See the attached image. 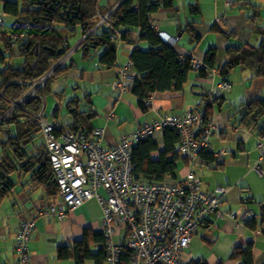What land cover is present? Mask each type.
Masks as SVG:
<instances>
[{"label":"trees","instance_id":"obj_1","mask_svg":"<svg viewBox=\"0 0 264 264\" xmlns=\"http://www.w3.org/2000/svg\"><path fill=\"white\" fill-rule=\"evenodd\" d=\"M0 2V10L5 14V19L12 18L11 24L5 26L3 23L0 37V118L28 89L50 72L45 83L36 89L34 97L23 101L0 121V206L16 194L21 182L23 188L28 186V193L43 188L46 198L55 200L59 196L58 186L54 181L49 152L35 115L40 113L49 122L58 125L57 131L53 132L55 138L69 132L78 137H87L93 130L91 121L96 115L91 109L89 94L84 96L87 104L85 110L78 111L75 107L70 122L65 126L49 120L48 114H45L44 96L49 92V83L62 75L70 67L69 64H72V61L68 65L59 64L70 49V39L76 37L83 39L79 46L77 45L76 51L80 52L83 59L96 57L97 70L101 71L112 70L117 66L118 44L135 45L127 65L135 76L128 88L136 97L137 106L142 112L150 107L152 95L183 90L188 73L193 70L191 58L185 55L194 54L177 46L178 41L173 45L165 44L158 35L161 31L154 25L156 13L171 9L173 0H0ZM250 9L248 20L253 24L252 29L261 36L260 43L255 47L246 43L227 45L224 51L225 61L220 64L217 62L216 49L211 47L200 60L203 68L194 70L199 79L209 81L211 70L217 68L220 77L229 82L227 77L237 66L250 70L253 79L264 78V25L255 24L262 18L261 7L253 6ZM189 13L198 14V6L190 5ZM99 16H103L106 21L96 26L100 20ZM194 24L196 23L188 22L183 29L192 43L201 38L194 29ZM211 29L226 38L230 36L216 23ZM19 35L22 36L20 39ZM14 58L21 61L13 65L11 62ZM121 70L118 75H121ZM223 93L225 92L208 91L198 106L191 110L193 113L202 112L203 124L210 121L214 124L211 117L215 110L224 105ZM55 97L58 102V96ZM69 103L71 102H68L67 106L71 109ZM56 118L58 116H52V119ZM229 127L230 130L240 127L260 139L264 138V99L240 103L230 118ZM160 133L161 143L155 141L154 135L139 140L131 147L133 177L135 180L179 183L186 176L178 178L180 164L189 167L188 159L179 152L180 133L172 128H165ZM213 156L212 149L197 154L199 160L207 163L215 160L216 157ZM259 163L263 165L262 162ZM196 177L201 181L197 175ZM201 188L203 190V187ZM223 201L222 198L221 206ZM247 201L252 202L253 199L247 197L245 202ZM259 206L258 218L242 220L249 230L264 231V204L260 202ZM215 220L208 219L203 226L210 225ZM25 221L21 222L14 232L13 250L16 259L18 257L15 249L16 235ZM33 231L34 229L29 235L28 250ZM125 242L124 235L121 243L114 241L120 247H123ZM104 243L102 231L84 228L80 240L58 245L56 256L58 259H70L73 264L87 262L103 264L106 258ZM252 251L253 244L249 243L245 248H236L229 259L239 264H253ZM187 264L206 263L196 259L190 260Z\"/></svg>","mask_w":264,"mask_h":264},{"label":"crops","instance_id":"obj_2","mask_svg":"<svg viewBox=\"0 0 264 264\" xmlns=\"http://www.w3.org/2000/svg\"><path fill=\"white\" fill-rule=\"evenodd\" d=\"M190 5H197L199 13H189ZM253 6L261 7L262 18L255 24L264 25L262 0H173L171 9L156 13L154 25L161 32L179 37L177 46L192 52L199 60L214 47L217 62L220 64L225 61L224 51L227 45L246 43L255 47L260 43L261 36L252 29L253 24L248 20L250 8ZM188 22L196 23L193 27L201 36L196 43L190 42L187 33L183 31ZM215 23L230 36L226 38L213 31L211 26ZM82 40L80 37L70 39L69 47L74 46L77 49ZM134 48V44H118L117 66L112 70H97L96 57L82 58L84 61L82 60L81 64H87V69L81 68L79 62H71L70 67L58 77L60 80L69 78L71 81L57 84L55 88L52 87V82L49 83V92L44 96L47 118L57 121L61 126L67 125L75 107L78 111L85 110L87 104L84 96L89 94L91 109L96 114L91 125L93 129L105 131L100 145L110 147L121 136L144 123L158 121L165 115H183L195 109L208 91L219 93L216 82L221 77L217 68L212 82L199 79L194 70H191L181 92L152 95L150 107L142 112L137 106L136 97L129 92L128 87L132 81L125 82L123 91L115 86L121 78L119 71L128 65L130 53ZM129 73L131 78H134L132 69ZM227 79L231 86L229 91L223 93L225 103L215 110L211 117L216 128L209 141L215 160L207 163L193 156L192 164H188L189 167L180 164L178 172V178L182 179L188 170L194 171L201 179L205 191L226 187L227 192L221 206L225 216L198 230L192 237L183 259L187 263L201 259L206 264H239L229 259L233 251L252 243L253 264H264V231L249 230L242 223L245 218H258L259 203L264 204V166L261 165L263 171L260 174L254 169L257 164L260 165V147L264 145V138L260 139L240 127L229 129L230 118L240 103L264 99V78L253 79L250 70L237 66L231 70ZM68 85L72 87L69 92L66 91ZM68 102H71V109L67 106ZM52 116L58 118L52 119ZM154 139L161 143V133H156ZM220 151L224 152L221 156L218 154ZM22 185L21 182L16 194L0 206V264L16 263L13 250L14 232L21 222L31 219L34 231L29 243L30 264H73L70 259L57 258V246L80 240L84 228L101 231V206L95 199H91L67 211L61 219L58 216L59 207L62 205L59 196L55 200H49L46 198L45 189L40 188L28 193V186L23 188ZM247 197L253 201L245 202ZM52 206L56 208L54 215L48 213Z\"/></svg>","mask_w":264,"mask_h":264},{"label":"built area","instance_id":"obj_3","mask_svg":"<svg viewBox=\"0 0 264 264\" xmlns=\"http://www.w3.org/2000/svg\"><path fill=\"white\" fill-rule=\"evenodd\" d=\"M5 20V14L0 10V37ZM158 35L168 45L178 41V37L165 32ZM21 37L19 35L18 39ZM70 54L69 49L59 64ZM185 57L191 58L193 70L203 68L202 62L195 56L187 53ZM121 71V77L126 78L125 68ZM216 74L215 69L211 70V81ZM49 76L50 72L28 89L1 116L0 121L23 101L34 97L36 89ZM115 86L124 90L121 82ZM230 86L225 78L219 79L216 84L217 89L224 92L229 91ZM35 116L45 139L52 174L62 201L58 216L63 219L67 211L91 199L101 206V231L105 237L103 248L106 256L103 264H187L182 255L192 237L208 219L224 218L221 200L227 189L216 187L210 191L202 190L203 183L192 170L179 183L135 180L132 174L131 147L165 128L180 133L179 152L188 159L189 165L193 156L203 150H211L209 138L216 127L212 121L202 123V112L166 115L158 121L144 123L121 136L110 147L100 145L105 134L103 129H93L87 137H78L69 132L55 138L53 132L57 131L58 125L49 122L40 113ZM218 154L221 156L224 152ZM259 161L264 166V145L260 147ZM254 169L259 174L263 171L258 164ZM48 213L56 214V208L50 207ZM33 229V221L28 220L17 231L15 249L18 257L15 264H30L28 240ZM118 229L125 231L123 247L113 240Z\"/></svg>","mask_w":264,"mask_h":264},{"label":"rangeland","instance_id":"obj_4","mask_svg":"<svg viewBox=\"0 0 264 264\" xmlns=\"http://www.w3.org/2000/svg\"><path fill=\"white\" fill-rule=\"evenodd\" d=\"M9 1H16V0H9ZM0 5H1V2H0ZM12 18L11 17H7V19L5 20V22H4V25L6 26V25H9V24H11V22H12V20H11ZM99 19L100 20H98V22H97V24H96V26L99 24H102L103 22H105L106 21V19L103 17V16H99ZM98 25V26H99ZM71 45V44H70ZM73 48H74V46H71L70 47V51H71V54L69 55V57H67L64 61H63V63L62 64H66V65H68L71 61L73 62V63H78L79 62V64H81V63H83V59H82V57H81V55L79 54V52H75V50H73ZM83 60V61H82ZM21 60L19 59V58H14L13 60H12V62H11V64H13V65H16V63H18V62H20ZM80 67L81 68H83V67H85V69H87V67H88V65L87 64H85V65H80ZM129 67L128 66H126L125 67V74H126V78H120L119 80H118V82H121V84H122V89H125V86H124V84H126L125 82L126 81H133V77L131 78V74L129 73ZM59 76H57V77H55L51 82H52V87L53 88H55V86H57V84H63V83H66V82H68V80L69 81H71V79H66V80H60L59 78H58ZM50 82V83H51ZM209 82H212L211 80H210V78H209ZM218 82V81H217ZM216 82V83H217ZM72 89V87L70 86V85H68L67 86V88H66V91L67 92H69L70 90ZM48 112V111H47ZM46 112V113H47ZM48 114V113H47ZM166 116V115H165ZM226 148V147H225ZM224 148V149H225ZM14 179V178H13ZM124 229H118L117 231H116V233H115V235H114V241L116 242V243H121V241H122V239H123V235H124ZM86 264H88V263H86Z\"/></svg>","mask_w":264,"mask_h":264}]
</instances>
